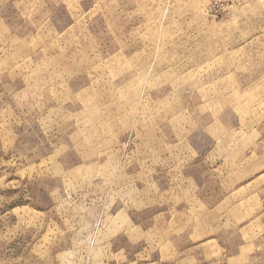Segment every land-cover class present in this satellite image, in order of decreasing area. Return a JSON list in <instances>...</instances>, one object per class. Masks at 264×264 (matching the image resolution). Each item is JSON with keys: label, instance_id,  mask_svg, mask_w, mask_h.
Returning <instances> with one entry per match:
<instances>
[{"label": "rangeland", "instance_id": "obj_1", "mask_svg": "<svg viewBox=\"0 0 264 264\" xmlns=\"http://www.w3.org/2000/svg\"><path fill=\"white\" fill-rule=\"evenodd\" d=\"M0 264H264V0H0Z\"/></svg>", "mask_w": 264, "mask_h": 264}]
</instances>
